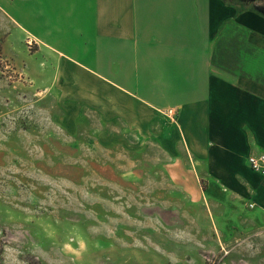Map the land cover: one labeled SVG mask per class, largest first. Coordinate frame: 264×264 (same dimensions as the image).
<instances>
[{"label": "rangeland", "instance_id": "obj_1", "mask_svg": "<svg viewBox=\"0 0 264 264\" xmlns=\"http://www.w3.org/2000/svg\"><path fill=\"white\" fill-rule=\"evenodd\" d=\"M10 16L29 29V1L0 0V264H264V232L215 218L169 118L144 136L47 88L50 55Z\"/></svg>", "mask_w": 264, "mask_h": 264}, {"label": "crops", "instance_id": "obj_2", "mask_svg": "<svg viewBox=\"0 0 264 264\" xmlns=\"http://www.w3.org/2000/svg\"><path fill=\"white\" fill-rule=\"evenodd\" d=\"M28 1L29 29L10 17L50 55L47 88H78L106 119L141 121L144 136L173 108L175 151L206 184L215 218L264 232V173L247 161L264 151L256 12L226 0Z\"/></svg>", "mask_w": 264, "mask_h": 264}, {"label": "built area", "instance_id": "obj_3", "mask_svg": "<svg viewBox=\"0 0 264 264\" xmlns=\"http://www.w3.org/2000/svg\"><path fill=\"white\" fill-rule=\"evenodd\" d=\"M162 113L169 118L172 123H177L176 113L173 108H167L163 110ZM247 161L251 169L264 173V151L260 153H251L248 156ZM249 205L253 206L254 203H250Z\"/></svg>", "mask_w": 264, "mask_h": 264}, {"label": "trees", "instance_id": "obj_4", "mask_svg": "<svg viewBox=\"0 0 264 264\" xmlns=\"http://www.w3.org/2000/svg\"><path fill=\"white\" fill-rule=\"evenodd\" d=\"M244 3L251 4V7L264 16V0H242Z\"/></svg>", "mask_w": 264, "mask_h": 264}]
</instances>
